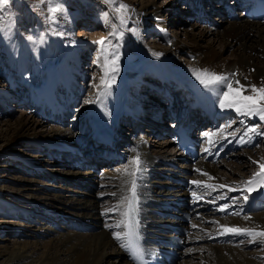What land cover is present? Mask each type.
I'll return each mask as SVG.
<instances>
[{
  "label": "rangeland",
  "instance_id": "obj_1",
  "mask_svg": "<svg viewBox=\"0 0 264 264\" xmlns=\"http://www.w3.org/2000/svg\"><path fill=\"white\" fill-rule=\"evenodd\" d=\"M148 1L120 0L128 8L139 9ZM164 1L167 0H155L162 15L161 24H164L163 31L160 32L155 27H145L128 13V9L124 13L127 19L121 24L120 14L113 10L115 5L105 3V0H59L64 11L56 13L55 23L48 19V0H9L8 4L0 3V249H11L20 241H27L32 245L39 241L42 243V250H47L52 242V235L64 231L77 232V229L68 223V217H65L67 222H63L64 219L58 225L54 222L56 219L52 213H63L62 205L54 202L55 196L65 197L69 196V192H86V188L78 187L79 184L74 186L69 185L67 181L62 182L59 177L65 175L64 171L76 176L78 173L87 172L86 167L93 166L92 169L97 171L91 172L95 183L91 184L90 190H96L97 193L103 191L99 192L100 208L112 206L114 191L109 190H114L113 185L117 177L115 175H119L121 170L117 158L107 163L99 162L91 157L81 158V152L74 151L75 156L84 163V167H77L73 163L68 164L73 160V153L53 148L60 143L50 141L46 145L41 143L43 139L37 142L26 138L45 134L47 131L53 134L52 128L71 129L79 137L89 139L86 141L87 148L84 153L91 149L104 156L105 144L92 140L95 136L105 140L109 130L108 103L106 99L97 100L98 88L102 89L103 96L108 91H118L124 107L131 110L130 113H125V117L122 115V119L121 115L118 117L120 121L129 114L130 121L119 124L118 136L113 139L116 143L113 149L122 146L120 151L134 153L138 146L128 139L133 133L136 137H145L144 142L151 148L166 147L169 150H177L174 142L169 145L166 141L174 139L172 136L175 119L171 112L178 105L180 111L186 112V115L192 118V129L200 136L199 149L202 150L209 142V146L219 151L214 161L219 162L212 164L221 166L219 169L224 178L231 176L225 163H245L246 157L252 162L253 168L249 165L242 167L244 175L241 179L229 182L237 191H234V196L229 195L230 198L225 199L226 203L232 199V202L236 200L232 208H242L246 203L244 197H249L250 193L245 190L244 182L260 171L253 161L264 163V120H261L259 115H242L247 118L244 122L239 119L240 112L231 109L232 111L229 110L218 117V125L217 122L210 121L208 115H203L206 109L194 103L196 99L192 86L201 88L214 106L219 105L221 99L214 92V87L222 89L221 91H227V88L223 84L205 86L201 83L198 73L203 69L195 64L197 55L189 52L190 50H177L174 46L179 42L189 49L195 44L182 34L185 30L197 34L203 29L208 30L206 26L220 27V23L225 24L228 16L221 11V16H224L221 18L216 15L215 10L223 8L225 3L235 5L236 1ZM199 2L203 6L199 5L202 12L215 20L212 23L214 26L197 17L193 9ZM105 12L108 13L107 20L104 17ZM132 29H136L138 34ZM121 31L124 33L122 37ZM209 32L223 33V30L221 28L216 32ZM29 36L32 37L31 40L28 39ZM101 39L105 40L103 45L96 43ZM202 39H199L202 45H212L216 50L224 52L225 56H230L231 49L223 48L221 39H215L213 35ZM151 55L156 57L158 63L148 61ZM226 77L239 91L240 87L238 89L234 85L233 78ZM102 79L107 81L110 87L101 84ZM244 82L247 84L244 90L249 92L247 96H257L258 94L252 91V86L260 87L252 84L249 78ZM88 101L105 103L107 108L104 111L99 106L93 108L92 103ZM71 114L74 117H71ZM159 115L161 117L158 120ZM23 116L40 121L36 125L39 132L34 133L33 129L16 135V131L10 129L11 124ZM95 117H100L102 124H99ZM253 127H256L257 131L249 132L248 129ZM159 128H162V131L157 135ZM208 132L212 134L208 136L209 139L205 136ZM85 133L87 136L83 135ZM235 136L240 138V142H236L238 139H235ZM229 137L235 141L228 142ZM51 139L65 141L55 136H51ZM9 140L12 144L5 145ZM72 147L75 145L72 144ZM127 152L126 155H129ZM223 163L224 165H221ZM108 171L115 176L114 179L106 175ZM52 174L58 175V178L55 179ZM28 183L34 184L32 187L37 190H25L32 188H24ZM230 186L224 191H233ZM200 205L204 206L203 203ZM260 211H264V208ZM207 212L211 214V211ZM222 212L226 214L227 210ZM42 223L48 224L51 231L39 234L33 232ZM213 223L218 224L217 221ZM238 235L232 240L236 242L233 245L237 244L239 249L247 253L256 252L259 256L257 258L264 261V237H257L255 242H252L251 237ZM225 241L229 243L231 237ZM195 242V248H199L214 241ZM192 243L190 246L188 243V249L191 248V255L195 256L197 251L192 249ZM186 256H179L173 264L183 263ZM195 262L191 264H203L205 261L197 259Z\"/></svg>",
  "mask_w": 264,
  "mask_h": 264
},
{
  "label": "bare ground",
  "instance_id": "obj_2",
  "mask_svg": "<svg viewBox=\"0 0 264 264\" xmlns=\"http://www.w3.org/2000/svg\"><path fill=\"white\" fill-rule=\"evenodd\" d=\"M167 1H164V3ZM259 1L260 3L257 5L264 6V0ZM251 3L252 0H236L235 5L225 3L223 4V8L219 7L218 11L215 10L216 15L221 18H224V16H221V11H224L225 16H228L229 19L226 20V23L223 25L220 23V27L215 25V27L206 26V28L208 30L210 29L209 31L212 32H216L222 28L223 33H210L208 30L203 29L196 34L195 32L193 33L185 30L182 34L195 44L189 49L179 42L174 44L177 50L186 49L197 55L198 60L195 64L208 73L231 76L234 85L238 89L240 85H243V89L239 90V94L243 96L249 94V92L244 90V87L247 85L244 82L246 78H249L252 84H257L260 88L264 87V19H253L249 17L250 15L247 13V8ZM199 5H201L200 2L199 4H195L193 9L197 17L202 18L207 21L208 24L214 26L212 23L215 20L204 14L202 9L199 8ZM140 8L141 9L130 7L128 8V13L134 17V19L143 23L145 27L152 26L157 28L159 32L163 31L164 24L162 25L160 21L162 15L159 7L156 6L155 0L145 2ZM147 16L152 18L147 19ZM207 35H213L215 39L218 40L221 39L224 43L223 48L231 49L230 56H225L224 52L216 50L212 45H202L199 39L206 38ZM148 61L158 63L156 57H153V55L148 58ZM234 72L236 75H233ZM236 81H239V84H236ZM192 89L195 94V103L197 105H202L206 109L205 114H207L213 122H217L219 116L231 110L228 108H221L220 104L216 106L211 104L206 97L207 95H205L198 86H192ZM221 90L214 87V92L219 98H221L222 95ZM40 93L42 94L43 92ZM100 93L97 100L106 99L108 103V110L110 112V121L108 123L109 130L105 140L99 136L93 137L92 140H97L105 144L103 145L106 151L104 156L95 153L94 150L91 149H88L86 153H84L83 151L87 148L86 141L89 139L79 137L75 132L71 131V129L52 128L54 131L53 134L47 131L45 134L42 133L35 137L28 136L26 138L30 139V141L43 139L41 143H45L46 145L47 142L50 141L60 143L53 148H56V150H66L71 153L74 151H76V153L81 152V158L91 157L98 159L99 162L107 163L117 158L121 170L119 175H115L117 177L113 185L114 190H109L110 192L114 191L112 193V206L109 208H100L99 192L102 193L103 191L100 190L97 193L96 190H90L91 184L95 183L92 173L97 171L96 169H92L93 166L86 167L87 172L78 173L76 176L71 175L68 171H64L63 174L65 175L59 177L62 182L67 181L69 185L74 186L79 184L78 187L82 189L86 188V192L80 194L69 192V196L66 195L65 197L60 195L55 196L54 202L62 205L63 213H52L56 219L54 222L58 225L65 217H68L69 220L65 219L63 222L68 221L70 225H73L77 229V232L64 231L54 236L52 235V242L47 250H42L40 247L42 243L39 241L34 243L35 245L29 244L27 241H20V243L15 244L11 249H0V264H137V262L131 258L130 253L120 247V242L114 236V233L117 231H127V227L124 226L127 222L125 213L129 211L127 202L130 200L132 194L130 186L133 180L137 185V208L136 212L131 211V219L134 221V218H137L139 222V244L143 252V258L146 260L151 261L155 259L156 256L162 254L168 264H173L178 258L185 255H187V259L185 258V261L180 264L196 263L195 261L197 259L200 261L204 260L205 262L203 264H264V261H260L257 258L259 256H257L256 252L247 253L239 249L237 244L233 245L236 242L232 240L236 239L234 237L238 234L230 232L222 234L223 229L221 228V225H224L228 227L251 228L257 231H264V211H260L259 209V207L264 205V191L262 192L264 187H260L256 191L251 192L250 199L242 208H231V206L234 207L235 204L233 202L236 200L232 202V199L227 203L225 200L227 195H233V193L237 191L236 188H232L229 185V182L243 177L244 173L242 172V167L244 165H249L250 168L251 166L253 168L252 162L248 160V157H246L245 163H225L228 167L226 168L228 169L227 171L231 173V176L229 175L227 177L228 179H226L220 172L221 170L219 168L221 166L215 165L219 161L214 162L216 161L219 151L214 150V148H212L213 146H209V142L205 145L201 158L195 161H193L194 159L191 153L179 149L173 151L166 147L151 148V146H148V143L144 142L143 139H145V137L143 138L140 135V137H136L133 133L130 134L128 139L132 140V142L134 144L136 143L138 146L137 149L135 148L136 150L134 153L120 151L122 146L113 149L116 146L113 139L115 136H118L117 130L119 124L128 123V120L130 121V119H128V116H130L129 114H127L125 119L120 121L118 117L121 115L120 119H122V115L125 117V113L127 111L130 113L131 110L124 107L118 91L113 90L112 93L108 91L107 94L103 96L102 89H100ZM35 101L39 102L38 99H35ZM91 106L93 108L99 106L102 111L107 108V104L95 101ZM172 114L175 120L179 119V125L185 130H187L193 122L192 118L185 117V113L178 110V105L172 109ZM71 117H74V115L71 114ZM160 117V115L157 117L158 120ZM95 119L99 124H102L100 117H95ZM233 119L235 118H231V120ZM239 119L245 122L247 118L239 113ZM39 122L40 121L30 116H23L13 122L10 129H14L17 133L16 135L33 129V132L36 133L39 132L36 130V125H38ZM177 127L174 128L175 135L177 134ZM161 131L162 128H159L157 130V135H160ZM91 133H93V128ZM91 133H89V135ZM83 135L87 136V133ZM51 136L57 138L61 137L65 139V141H55L51 139ZM192 136L194 137L195 133H193ZM206 137L208 138V136ZM196 139L200 140V136L196 135ZM235 139H238L236 140L237 143L240 142L239 137ZM81 140H83L82 142L84 144H82ZM227 140L228 142L235 141L231 137ZM9 141L5 145L12 144V141ZM65 142L67 143L65 144ZM166 142L170 145L173 141L170 140ZM72 144L75 145V147H72ZM125 152L129 153L130 156L128 154L126 155ZM73 155L72 162L68 164L73 163L77 167H84V163L75 156V153H73ZM137 155L141 161L140 171L132 175L135 171V165L132 164V161ZM212 162L215 164L213 165ZM221 165H224V163ZM125 169H128V174L125 173ZM81 171L84 170L81 169ZM105 171L106 169L104 173ZM204 173H207V175H204ZM52 175L55 179L58 178V175ZM106 175L113 177V179L115 177L112 176L109 171ZM194 181H200V184L193 183ZM33 185L34 184L28 183L25 184L24 188H30ZM37 185L39 186V184ZM208 185L212 187H208ZM220 185H224L225 187L221 188ZM227 186L235 190L227 193L224 191ZM25 190L32 191L37 190V188L32 187L30 189L26 188ZM0 194H2L1 191ZM70 194L74 195L70 196ZM61 198H65L66 200H62ZM200 203H203L204 206H201ZM224 205H227L228 209L231 208V212L224 214L222 212L223 210H221ZM113 209H115V211H113ZM183 209L192 211V214L190 216V221L184 224L187 233H181L184 241L187 242V248L178 249L168 244L167 238L170 234L176 233L174 226L178 223L179 214ZM207 211H211V214L209 215ZM245 217H248V219H245ZM213 221H217L218 224H214ZM117 225H121V227ZM50 231L51 229L48 227V224L42 223V225L36 227V230L33 232L39 234L40 232ZM228 237H231L229 243L225 241ZM198 240L206 242L213 240L216 243L213 245L214 242H209L199 248H195V241ZM191 242H193L192 249L197 251L195 256L191 255V248L188 249V243L190 246ZM47 244L48 242L44 243V247H46Z\"/></svg>",
  "mask_w": 264,
  "mask_h": 264
},
{
  "label": "snow or ice",
  "instance_id": "obj_3",
  "mask_svg": "<svg viewBox=\"0 0 264 264\" xmlns=\"http://www.w3.org/2000/svg\"><path fill=\"white\" fill-rule=\"evenodd\" d=\"M0 3L2 4H8L9 0H0ZM105 3H108L110 5H115L114 12L119 15V20L121 24H124L127 17L124 13H126L128 6L120 2V0H105ZM49 8L48 11L50 13V16L48 19L55 23L57 21L56 13L63 12L64 9L59 4V0H48ZM104 17L107 20L108 19V13H104ZM134 33H137L136 29H132ZM123 31L120 32V36H123ZM29 40L32 39L31 36L28 37ZM41 43L43 42V38H41ZM96 43L103 45L105 43L104 39H101L99 41H96ZM159 55V54H157ZM118 59V57H117ZM118 70V69H117ZM233 75H236V73H233ZM198 79L201 80V83L205 84V86L213 85V84H223L226 86L227 91H222L221 99H220V107L221 108H228V109H235V111L240 112L242 115H259L261 120H264V87L262 88H256L255 86H252V91L257 96H243L239 94V91L233 87V83L230 82L229 78L223 75L215 74V73H208L205 70H201L198 73ZM114 80V77H113ZM101 84L106 85V87H110V84H108L107 81L101 80ZM236 84H239V81H236ZM240 89H243V85L239 86ZM98 95H100V89H97ZM88 103H92V101H88ZM249 132H256L257 128L253 127L248 129ZM206 136H211V133H205ZM253 163L257 164L260 171L256 172L253 175V178L250 180H247L244 182L245 184V190L249 193L256 191L260 187H264V163L253 161ZM132 164L135 165V171L132 173V175H135L136 172L140 171V165L141 161L139 156L137 155L133 161ZM126 174H128V169L124 170ZM204 175H207V173H204ZM193 183L200 184V181H194ZM131 191L133 198L136 197V188L137 185L135 181L133 180L131 182ZM208 187H212L211 185H208ZM221 188L225 187L224 185H220ZM235 190V189H232ZM249 197L246 195L244 197L245 200H247ZM227 205L222 206L221 210L224 208H227ZM115 211V209H113ZM131 207L128 212L125 213V216L127 217V222L124 224L125 227H127L128 231H117L114 233L115 238L120 242V247L125 249V251L129 252L131 255V258L137 262V264H145L143 259V252L139 244L140 240V232H139V222L138 220L133 221L131 219ZM245 219H248V217H245ZM118 227H121V225H117ZM221 228L223 229V233H233V234H240V235H247L252 238V242H255L257 237H264V231H257L256 229L251 228H240V227H228L221 225Z\"/></svg>",
  "mask_w": 264,
  "mask_h": 264
}]
</instances>
